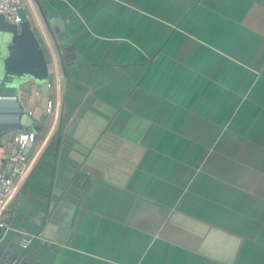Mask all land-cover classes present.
Instances as JSON below:
<instances>
[{"label":"crops","instance_id":"crops-1","mask_svg":"<svg viewBox=\"0 0 264 264\" xmlns=\"http://www.w3.org/2000/svg\"><path fill=\"white\" fill-rule=\"evenodd\" d=\"M23 8L49 61L52 111L7 220L27 203L21 229L38 231L48 208L53 222L46 251L19 264H264V0H24ZM51 18L69 40L67 75ZM18 95L41 121L38 84ZM82 108V139L103 125L131 150L128 164L140 154L112 176L143 202L102 192L93 208L82 206L92 188L76 184L84 144L65 131ZM17 132L2 141L0 170Z\"/></svg>","mask_w":264,"mask_h":264},{"label":"water","instance_id":"water-1","mask_svg":"<svg viewBox=\"0 0 264 264\" xmlns=\"http://www.w3.org/2000/svg\"><path fill=\"white\" fill-rule=\"evenodd\" d=\"M57 23H59V26L56 27L59 30V35L55 34L52 28V25L56 26ZM47 27L57 45L61 55V63L67 75L69 69L64 59V50L69 44V40L62 32L64 26L62 23L57 22L55 18H51L48 20ZM31 81L38 84L41 93L40 106L44 111L41 121L36 120L25 110L18 95V91L22 86ZM50 101L49 61L26 10L21 8L19 23L7 21L4 15L0 13V149L4 146L2 141L6 136L16 130L33 129L39 132L47 119ZM85 112V108L80 109L65 128L67 134L75 136L76 140L83 141L84 144L79 146L80 148L76 145L81 152L78 157L80 166L76 172L79 175L76 184H80L86 189L88 182H90L92 188L90 192L84 194L82 206L93 208L91 207L93 205L92 198L100 196L102 192L110 197L118 198L128 205L132 203V200L137 203L143 202L142 198L125 189L123 180L120 181L112 176L113 169L116 166L133 169L140 154L134 152V158L136 159L132 160L133 164H128L129 158L126 154L131 153V150L126 143L121 144L123 140L120 136H115L109 132V135L116 138L110 140L108 133L106 135L102 134L104 132L103 125L100 127L102 130L88 134L87 137L82 139L80 131L84 130L85 124L82 119ZM93 116V114H90L87 120L90 121ZM59 124H62V120ZM60 125L59 132L61 133L62 125ZM77 129H80V131L78 130L79 132L76 134ZM91 130L94 131L95 129ZM68 142L72 145L74 143L70 140ZM31 144H28L27 151ZM28 209L29 204H23L10 223L9 229L0 240V258L5 264H19L23 258L39 259V255L42 254L41 248L43 247L46 251L48 246L46 236L53 222L51 215L49 216L50 210L47 209L46 220L43 221L42 227L36 232H30L21 229L22 221ZM47 221H50L48 225L46 224ZM15 259L16 261H14Z\"/></svg>","mask_w":264,"mask_h":264},{"label":"built area","instance_id":"built-area-1","mask_svg":"<svg viewBox=\"0 0 264 264\" xmlns=\"http://www.w3.org/2000/svg\"><path fill=\"white\" fill-rule=\"evenodd\" d=\"M24 0H0V13L7 21L20 22V10ZM52 111V102L47 112ZM55 122L58 114H55ZM38 134L32 129L20 130L13 138L3 168L0 170V240L10 227L7 220L9 207L29 175L34 160L28 156V144L37 140Z\"/></svg>","mask_w":264,"mask_h":264},{"label":"rangeland","instance_id":"rangeland-1","mask_svg":"<svg viewBox=\"0 0 264 264\" xmlns=\"http://www.w3.org/2000/svg\"><path fill=\"white\" fill-rule=\"evenodd\" d=\"M16 131H18V130H16Z\"/></svg>","mask_w":264,"mask_h":264}]
</instances>
